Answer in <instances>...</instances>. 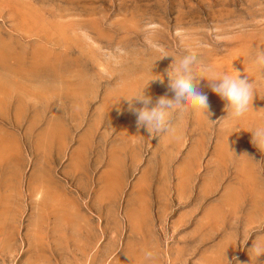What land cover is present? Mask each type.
<instances>
[{
  "label": "rangeland",
  "instance_id": "374dc122",
  "mask_svg": "<svg viewBox=\"0 0 264 264\" xmlns=\"http://www.w3.org/2000/svg\"><path fill=\"white\" fill-rule=\"evenodd\" d=\"M7 49L26 82L20 119L0 108L5 150L22 151L0 164V264H264L251 133L264 126V0H0ZM193 52L247 75L253 106L232 118L201 79L209 113L173 114V134L149 136L123 97L161 77L146 94L171 98L163 56ZM48 187L61 204L41 202Z\"/></svg>",
  "mask_w": 264,
  "mask_h": 264
},
{
  "label": "clouds",
  "instance_id": "9594fccd",
  "mask_svg": "<svg viewBox=\"0 0 264 264\" xmlns=\"http://www.w3.org/2000/svg\"><path fill=\"white\" fill-rule=\"evenodd\" d=\"M172 57V62L167 70L168 88L174 94L171 98L167 95L159 97L155 102L146 94V89L151 81L163 78L154 77L144 89L132 96H124L129 110L136 116L137 128L143 127L149 136L159 137L173 134L171 125L173 114H182L189 109L209 113L210 104L208 96L199 88L201 79L208 81V87L225 101L226 107L230 109L232 118L239 119L245 116L250 106H253L255 88L253 82H249L247 75L229 74L228 72H215L198 59L196 53H188L177 58L174 55L165 54L163 57ZM162 57V58H163ZM255 63L264 68V50L260 51ZM197 69L200 73L198 74ZM142 105L137 107L136 105ZM252 143L259 150H264V126H256L251 131ZM257 257L264 256V244L257 243L253 246ZM146 260L154 258V253L146 251ZM131 264L132 258L129 257Z\"/></svg>",
  "mask_w": 264,
  "mask_h": 264
},
{
  "label": "crops",
  "instance_id": "0c3cea01",
  "mask_svg": "<svg viewBox=\"0 0 264 264\" xmlns=\"http://www.w3.org/2000/svg\"><path fill=\"white\" fill-rule=\"evenodd\" d=\"M8 51L6 54L0 53V108L8 109L12 104H14V112L13 117L20 119L21 111L23 110V102L24 100H19L20 94L25 95V60L22 53L18 51ZM35 71L33 70V75ZM33 92V95L41 98L39 93L36 95ZM7 113V112H6ZM5 113V115H6ZM4 116L3 114H1ZM15 120V119H14ZM4 136H0V164L9 163V159L16 158L17 156H21V150L12 149L10 152L5 150L4 145L2 143ZM11 156V157H10ZM15 162V161H14ZM35 176V175H34ZM39 187V186H38ZM48 187L45 189L42 197V203L47 205L61 204L57 201V198L62 196V193H58V189H50ZM144 197V196H143ZM138 198V197H137ZM146 201L145 198H142ZM52 203V204H51ZM63 205V204H62ZM61 205V206H62ZM139 206V205H138ZM146 209L143 210V215L139 218L140 220L145 218ZM64 213V212H63ZM61 213V215L63 214ZM61 217V216H60Z\"/></svg>",
  "mask_w": 264,
  "mask_h": 264
}]
</instances>
